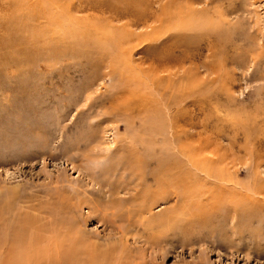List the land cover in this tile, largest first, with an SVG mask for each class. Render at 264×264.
I'll return each instance as SVG.
<instances>
[{
	"label": "rangeland",
	"instance_id": "rangeland-1",
	"mask_svg": "<svg viewBox=\"0 0 264 264\" xmlns=\"http://www.w3.org/2000/svg\"><path fill=\"white\" fill-rule=\"evenodd\" d=\"M12 212L71 264H264V0H0V241Z\"/></svg>",
	"mask_w": 264,
	"mask_h": 264
},
{
	"label": "bare ground",
	"instance_id": "bare-ground-1",
	"mask_svg": "<svg viewBox=\"0 0 264 264\" xmlns=\"http://www.w3.org/2000/svg\"><path fill=\"white\" fill-rule=\"evenodd\" d=\"M179 127H180V125H179ZM134 158L135 157L132 158V162H133ZM136 161L138 162L141 160H140V158L136 157V160H134V163H136ZM178 165L180 167V164H178V162L175 161L174 166L178 167ZM130 166H132V167H130L132 170H134V171L136 170L134 168V165L131 164ZM163 167H165V166H163ZM127 173H128V171H127ZM132 173H133V171L130 170V174L134 176V174H132ZM138 175H139L140 181H142L143 184L145 185V183H146L145 181H147L148 179L144 177V173H140ZM132 179L133 178L131 177V179L129 180V183H130L129 186H131V180ZM161 182L163 183V180H161ZM171 184H172V188H173L171 190L172 191L171 195L174 196L172 198L178 199L179 198V192L177 191V189H178V187H180L182 185V178L174 177L171 181ZM148 190L151 193L148 196L150 198H152V200L147 201L146 198H144L146 200H143L142 198H140L139 201H141V204L139 205V208H138L139 209L138 214L140 213V217H142V215H145V213H149L148 210L150 209V207H152L155 204V202H157V201L167 202L169 199H171L170 195L167 196L163 192H160L158 189L153 190V192H152V189L148 188ZM112 191L113 190H111L110 192H112ZM133 191H135V190H132L130 187H128V185L119 186L115 189V194L116 193L117 194L124 193V194L128 195L129 197L128 198H120L117 200L111 199L112 204L114 206H118V205L123 206L124 210H127L129 212L128 219H131L132 216H134L132 214V211H131L132 209H130L129 204L135 205L136 201L138 199V196L134 195ZM111 195H113V194L111 193ZM126 204H128V205H126ZM97 208L98 207L96 205V207L92 209L91 214H93L94 209L99 211ZM35 209L40 211V212L43 211L42 213L51 214V210H48L47 207L38 206V207H35ZM114 209H116V211H115L116 213L122 212V211L117 210V207H115ZM138 209H137V211H138ZM67 210H72V209H70L68 207ZM17 213L18 212L10 213L8 219H6L5 225L3 226V230L5 231L6 235H5V239L0 241V264H44V263L71 264L67 261L68 260L71 261V259L77 260V255L80 252L78 245H83V243H82L83 240H81V238H80V240H81L80 241L78 239V237H75V238L71 237V239H74L75 242H73L72 244H69L68 240H71V239H68V238L70 237V235H69V233H66L62 237H57V239L56 238L53 240L51 239L52 241H50V239H47L48 229L44 224L41 223L42 218H37L35 216L36 218L33 221H31L29 218L28 219L30 221L26 220V219L21 220L19 218V216L17 215ZM103 215H102V217H103ZM45 216H46V214H45ZM46 218L47 217H44V220ZM87 219H88V217H87ZM77 221H79V220H77ZM112 221H114V219ZM39 222L41 224L38 226ZM84 222H86V219L84 220ZM135 223H133V225H136ZM76 246H78L77 249H76ZM96 246L97 245H95V247Z\"/></svg>",
	"mask_w": 264,
	"mask_h": 264
}]
</instances>
